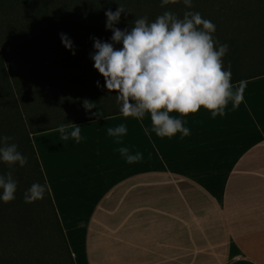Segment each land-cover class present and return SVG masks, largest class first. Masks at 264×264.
I'll return each mask as SVG.
<instances>
[{
	"label": "crops",
	"instance_id": "1",
	"mask_svg": "<svg viewBox=\"0 0 264 264\" xmlns=\"http://www.w3.org/2000/svg\"><path fill=\"white\" fill-rule=\"evenodd\" d=\"M230 70L242 100L222 117L172 113L183 139L158 137L150 115L124 117L117 101L97 107L106 119L93 108L29 128L74 264H264V60ZM69 122L79 142L60 139ZM120 124L126 135L110 137ZM121 147L143 159L126 162Z\"/></svg>",
	"mask_w": 264,
	"mask_h": 264
},
{
	"label": "trees",
	"instance_id": "2",
	"mask_svg": "<svg viewBox=\"0 0 264 264\" xmlns=\"http://www.w3.org/2000/svg\"><path fill=\"white\" fill-rule=\"evenodd\" d=\"M119 6L126 10L115 25L121 30L142 17L154 22L165 11L181 19L186 11L199 12L216 27V47L228 46L224 70L264 60V0H193L191 9L182 0L164 7L161 0H0V136L11 137L28 161L11 169L15 199L0 200V264H74L29 128L84 111V100L97 107L116 102L90 55L92 38L111 43L105 13ZM62 33L75 55L62 45ZM9 171L0 162V175ZM33 183L46 186L44 198L25 203Z\"/></svg>",
	"mask_w": 264,
	"mask_h": 264
},
{
	"label": "clouds",
	"instance_id": "3",
	"mask_svg": "<svg viewBox=\"0 0 264 264\" xmlns=\"http://www.w3.org/2000/svg\"><path fill=\"white\" fill-rule=\"evenodd\" d=\"M180 0H161V7L176 4ZM185 8L193 7V0H182ZM126 10L118 7L115 12L109 10L106 29L112 32L111 43L93 39L94 53L90 59L94 69L104 78L108 92L116 93V101L121 105L124 117L143 120L150 115L152 129L158 137H174L181 133V139L190 135L181 118L196 114L201 108L209 111L213 118L224 116L229 101L237 105L242 100L244 81L233 90L231 66L224 70L223 57L228 51L226 44L216 47L213 39L215 25L202 18L199 12L186 11L178 18L172 11H165L154 22L147 17L135 19L130 29L115 27ZM62 45L75 55L74 44L66 34H60ZM115 45H122L117 48ZM99 87V81H97ZM87 111L97 109V104L83 101ZM97 118L104 117L103 112L93 113ZM56 131L61 140L81 139V127L74 123L60 125ZM148 134L149 129H144ZM127 127L120 124L109 127L110 137L126 135ZM12 138L0 136V162L10 171L0 175V200L5 203L15 199L17 182L11 169L17 164L24 167L27 157L18 151ZM121 143L119 139L116 141ZM128 163L143 159L142 153L129 154L127 147L118 149ZM46 186L33 183L25 192V203H33L44 198Z\"/></svg>",
	"mask_w": 264,
	"mask_h": 264
},
{
	"label": "water",
	"instance_id": "4",
	"mask_svg": "<svg viewBox=\"0 0 264 264\" xmlns=\"http://www.w3.org/2000/svg\"><path fill=\"white\" fill-rule=\"evenodd\" d=\"M228 264H253V263L248 260L238 259V260L231 261Z\"/></svg>",
	"mask_w": 264,
	"mask_h": 264
}]
</instances>
